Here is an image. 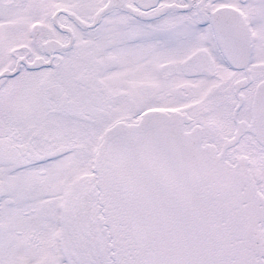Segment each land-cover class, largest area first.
Here are the masks:
<instances>
[{
  "label": "snow or ice",
  "instance_id": "1",
  "mask_svg": "<svg viewBox=\"0 0 264 264\" xmlns=\"http://www.w3.org/2000/svg\"><path fill=\"white\" fill-rule=\"evenodd\" d=\"M0 264H264V0H0Z\"/></svg>",
  "mask_w": 264,
  "mask_h": 264
}]
</instances>
